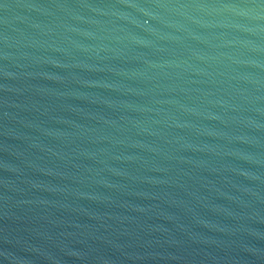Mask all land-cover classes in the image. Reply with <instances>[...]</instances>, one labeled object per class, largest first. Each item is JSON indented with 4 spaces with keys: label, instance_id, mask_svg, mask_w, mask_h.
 Segmentation results:
<instances>
[{
    "label": "water",
    "instance_id": "obj_1",
    "mask_svg": "<svg viewBox=\"0 0 264 264\" xmlns=\"http://www.w3.org/2000/svg\"><path fill=\"white\" fill-rule=\"evenodd\" d=\"M0 264H264V0H0Z\"/></svg>",
    "mask_w": 264,
    "mask_h": 264
}]
</instances>
